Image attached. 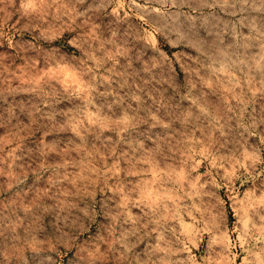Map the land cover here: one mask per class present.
<instances>
[{
	"label": "rangeland",
	"instance_id": "rangeland-1",
	"mask_svg": "<svg viewBox=\"0 0 264 264\" xmlns=\"http://www.w3.org/2000/svg\"><path fill=\"white\" fill-rule=\"evenodd\" d=\"M0 264H264V0H0Z\"/></svg>",
	"mask_w": 264,
	"mask_h": 264
},
{
	"label": "bare ground",
	"instance_id": "bare-ground-1",
	"mask_svg": "<svg viewBox=\"0 0 264 264\" xmlns=\"http://www.w3.org/2000/svg\"><path fill=\"white\" fill-rule=\"evenodd\" d=\"M178 12V11H177ZM25 34V33H24ZM31 36V35H30ZM32 37V36H31Z\"/></svg>",
	"mask_w": 264,
	"mask_h": 264
}]
</instances>
